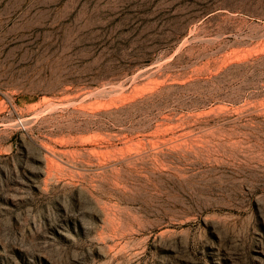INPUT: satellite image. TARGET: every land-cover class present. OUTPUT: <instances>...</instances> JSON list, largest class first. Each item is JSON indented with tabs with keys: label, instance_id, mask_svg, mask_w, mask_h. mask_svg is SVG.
Masks as SVG:
<instances>
[{
	"label": "rangeland",
	"instance_id": "obj_1",
	"mask_svg": "<svg viewBox=\"0 0 264 264\" xmlns=\"http://www.w3.org/2000/svg\"><path fill=\"white\" fill-rule=\"evenodd\" d=\"M0 264H264V0H0Z\"/></svg>",
	"mask_w": 264,
	"mask_h": 264
}]
</instances>
